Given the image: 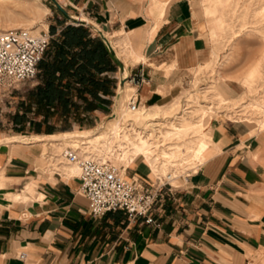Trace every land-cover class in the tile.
<instances>
[{"label":"crops","instance_id":"1","mask_svg":"<svg viewBox=\"0 0 264 264\" xmlns=\"http://www.w3.org/2000/svg\"><path fill=\"white\" fill-rule=\"evenodd\" d=\"M56 1L70 20L56 16L48 34L50 26L57 37L66 25L82 24L104 42L115 63L113 71L91 69L96 80L111 79L108 92L102 87L90 92L69 78L77 106L71 115L106 112L116 97L124 63L116 61L108 36L125 37L145 58L128 66L130 75L146 70L148 81L137 95L145 105L174 95L172 87L182 83L186 70L198 71L210 60L203 20L213 17L204 12L207 2L199 8L198 0ZM211 28L216 31L214 23ZM215 121V141L205 160L186 180L179 179L178 187L164 190L150 221L130 219L121 210L91 217L78 176L52 167L39 143L1 144L0 169L18 187L7 189L20 192L33 185L27 201L0 203V264H264V131L251 135L245 123ZM28 133L22 135L45 132ZM144 164L130 166V173L147 177ZM139 166L146 168L144 175Z\"/></svg>","mask_w":264,"mask_h":264},{"label":"bare ground","instance_id":"2","mask_svg":"<svg viewBox=\"0 0 264 264\" xmlns=\"http://www.w3.org/2000/svg\"><path fill=\"white\" fill-rule=\"evenodd\" d=\"M224 1L226 0H207L209 8L204 11L213 17L215 27L218 30L223 27L224 20L221 16L216 15L217 7ZM41 16L42 12L40 10H33L32 17L24 23L9 15L8 23L2 24L0 31L24 28L32 33H37L38 28H35L33 24ZM81 19H83V16ZM43 27L47 28L45 24H43ZM108 37L112 46L115 47L117 57L122 59L124 68H122L120 85L116 90L114 112L105 119L103 124L97 130L74 129L59 133L35 134L34 136L12 135L0 137V145L4 143L11 145L15 141L39 143L42 146L43 154H49L52 167L61 170L70 177L79 175V167L77 164L68 163L64 159L62 153L67 147L75 149L80 157H92L98 160H106L107 154L116 152V158L122 160L127 166L142 159L150 166L151 176L164 175L172 169L181 172L186 169V166L192 164L194 157H198V162L201 164L206 158L209 145L214 143L216 137V129L210 121L211 113H215L213 106L216 104L215 107L217 108L218 105H226L230 101L231 104H236L238 99L233 98L225 102L220 99L222 96L221 91L213 85L210 90L217 98V102L212 104L208 100V88L199 89L200 92H189V98L186 99L187 106L180 109V101L175 100V98H178L181 92L178 88L179 85H176L177 88L172 87V89L178 95H176L177 97L174 96L175 98L173 97L171 101L165 102V104H163V100L151 105L140 104L132 109L129 105V99L131 96H136L135 86L124 79L127 78L129 64L144 61L145 58L129 46L125 37ZM123 54L127 55V58L123 57ZM212 55L213 57L216 56L215 50ZM213 61V58L207 60L200 69L212 67ZM258 75L259 63L257 62L247 72L244 80L246 82V79ZM159 91L161 92V90ZM245 103V101H240L233 108H238L241 105L243 107ZM260 104L264 113V95L260 99ZM241 109L224 112L229 118H234ZM237 118L238 121L247 123L248 126L251 124L249 126L251 135L264 130V118L261 120H252L242 116ZM8 180L9 178L1 168L0 194L5 193L6 198L0 196V203L9 206V204L17 201H27L29 199L27 193H30L33 182L27 183L22 191L17 192L7 189L6 183Z\"/></svg>","mask_w":264,"mask_h":264},{"label":"rangeland","instance_id":"3","mask_svg":"<svg viewBox=\"0 0 264 264\" xmlns=\"http://www.w3.org/2000/svg\"><path fill=\"white\" fill-rule=\"evenodd\" d=\"M198 1L199 8H202V4L207 2L205 0ZM58 5L56 0H0V26L8 23L7 19L9 15L25 23L32 17V11L38 9L42 12V16L33 24L35 28H38L35 34L43 32H47L48 34V26L50 23H56V16H65L67 21L70 20L68 15L60 11ZM44 8H46V10L43 11ZM216 15L221 16L224 20V25L220 30L216 29L215 31L211 28L214 21H209L208 18H204L203 20L204 25H206V27H204V29H206L204 36L209 45L206 59H214L211 65L212 67L199 69L198 71H194V67L186 70L184 80L178 86L181 92L180 96L174 93V95L170 97H165L163 104L171 101L174 96L178 95V98L174 97L175 100L178 99V101H180V109L185 108L187 106L186 99L189 98V92H200V90L205 88L209 89L208 100L214 104V102H217V98L210 89L215 85L222 93L220 99L227 102L234 98L238 99V101L236 104H231L230 101L227 102L226 105H218L217 108L215 104L213 106L215 113H211V123L218 119L234 121L238 119L237 117L241 116L243 118H251L252 120H261L264 118V113L262 112L260 104V99L264 95V0H226L218 5ZM74 22L78 23L77 21ZM43 24H45L47 28H44ZM216 34L218 35L216 36ZM214 50L216 51V56L213 57L212 52ZM204 62L205 61L198 64H203ZM257 62L259 63V75L248 78L245 82L244 78L247 72L253 68ZM121 73L119 72V76L116 79L117 86L114 96L117 95L116 90L120 85ZM147 79L146 70L143 68H139L134 74L127 75V78L124 80L135 86L136 96L131 97L137 99V95L143 89L145 83H147ZM37 83L38 79L36 78L34 80L13 82L9 85L0 86V137L30 134L28 132H33L28 123L24 127H18L16 130L12 121V115L17 110H22L21 102L27 100L28 91ZM115 101V98H113L112 105L108 111L92 114L90 116L83 117L80 115H71L64 118L59 114H54L49 119L51 125L54 126L52 133L74 129L97 130L105 119L114 112ZM240 101H245V106L243 105L242 107L241 105L238 108H233L234 105H237ZM154 103L155 102L146 105ZM136 104L139 106L145 103H139L137 101ZM236 109H241L237 112L240 115L237 114L235 116L233 114L235 116L234 118H229L225 115L224 111H234ZM27 117L36 120L39 119V116L31 113H29ZM81 120H83V122ZM238 123L244 122L238 121ZM249 126H251V124H249ZM41 129L44 131L45 125L42 126ZM34 135L35 134H31V136ZM194 159L198 160V157H194ZM106 160L121 168L127 167V172L130 170L129 167L138 163V161L141 162L142 165H145V161L139 159L137 162L127 166L122 160L116 158V152L109 155L107 154ZM146 171L144 166H139L137 168V172L142 175H144ZM146 178L153 179V176L149 174ZM6 184L9 188H18L10 182Z\"/></svg>","mask_w":264,"mask_h":264},{"label":"built area","instance_id":"4","mask_svg":"<svg viewBox=\"0 0 264 264\" xmlns=\"http://www.w3.org/2000/svg\"><path fill=\"white\" fill-rule=\"evenodd\" d=\"M50 35L19 28L0 31V86L13 82L29 81L37 78L38 64L48 45ZM137 99L131 97V108L138 106ZM68 163L79 167L78 192L88 200L91 217H101L109 211H124L130 219L151 220V212L166 191L178 187L179 179L186 180L200 165L193 159L191 165L181 172L174 169L166 174L153 175V179L139 177L127 172L108 160L80 157L75 149L67 147L62 153ZM149 173L151 168L147 164ZM21 258L25 256L22 252Z\"/></svg>","mask_w":264,"mask_h":264},{"label":"trees","instance_id":"5","mask_svg":"<svg viewBox=\"0 0 264 264\" xmlns=\"http://www.w3.org/2000/svg\"><path fill=\"white\" fill-rule=\"evenodd\" d=\"M54 32V27L50 26L49 42L38 64V83L28 91L27 100L21 102L22 113L16 111L12 115L16 130L29 121L32 131H43L42 124H45L44 132L52 133L54 126L47 122L54 114L70 116L71 107L76 109L77 106L70 95L73 82L69 78L77 79L90 92L101 87L109 91L111 79L105 76L98 81L91 73L92 68L99 73L115 69L112 53L104 42L92 37L82 24L66 25L57 37H52ZM78 92H82L81 89ZM31 112L41 115L42 119H29L27 115Z\"/></svg>","mask_w":264,"mask_h":264},{"label":"water","instance_id":"6","mask_svg":"<svg viewBox=\"0 0 264 264\" xmlns=\"http://www.w3.org/2000/svg\"><path fill=\"white\" fill-rule=\"evenodd\" d=\"M59 7H60V5H58ZM114 57H115V59H116V61H119V58L116 56V55H114ZM111 115V114H110ZM109 115V116H110Z\"/></svg>","mask_w":264,"mask_h":264}]
</instances>
